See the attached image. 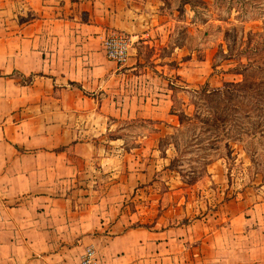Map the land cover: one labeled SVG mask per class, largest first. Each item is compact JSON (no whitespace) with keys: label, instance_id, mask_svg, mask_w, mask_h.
Masks as SVG:
<instances>
[{"label":"crops","instance_id":"obj_1","mask_svg":"<svg viewBox=\"0 0 264 264\" xmlns=\"http://www.w3.org/2000/svg\"><path fill=\"white\" fill-rule=\"evenodd\" d=\"M170 2L0 0V264L87 247L98 264H264V200L200 212L162 154L172 84L216 76L186 59ZM113 30L133 42L121 65Z\"/></svg>","mask_w":264,"mask_h":264},{"label":"rangeland","instance_id":"obj_2","mask_svg":"<svg viewBox=\"0 0 264 264\" xmlns=\"http://www.w3.org/2000/svg\"><path fill=\"white\" fill-rule=\"evenodd\" d=\"M170 5L185 21L179 41L186 59L212 57L216 76L172 84L179 125L165 133L162 154L200 212L221 211L234 197L254 207L264 200V0Z\"/></svg>","mask_w":264,"mask_h":264},{"label":"built area","instance_id":"obj_3","mask_svg":"<svg viewBox=\"0 0 264 264\" xmlns=\"http://www.w3.org/2000/svg\"><path fill=\"white\" fill-rule=\"evenodd\" d=\"M132 43V39L127 33L116 30L107 32L102 41L108 59L120 65L127 61ZM81 264H98L96 251L93 247L86 248Z\"/></svg>","mask_w":264,"mask_h":264}]
</instances>
